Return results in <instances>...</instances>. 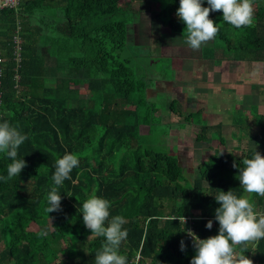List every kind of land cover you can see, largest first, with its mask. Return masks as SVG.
<instances>
[{"label":"trees","instance_id":"trees-1","mask_svg":"<svg viewBox=\"0 0 264 264\" xmlns=\"http://www.w3.org/2000/svg\"><path fill=\"white\" fill-rule=\"evenodd\" d=\"M158 1L160 28L187 35L176 15L180 0ZM202 4L208 7L207 0ZM253 7V25L241 29L224 22L222 11L210 12L220 59L264 60V0H253ZM134 15L130 0H19L16 10H0V122L8 120L27 136L17 157L26 167L18 177L0 180V264H95L104 238L91 235L82 213L93 195L111 202L110 218L127 221L119 254L128 261L139 252L140 264H191L196 249L188 229L200 239L217 235L215 196L247 194L238 179L242 161L255 151L264 156V113L256 108L250 112L261 128L258 136L242 128V136L254 140L251 146L239 153L209 148L189 180L174 155L144 140L140 127L153 128L157 108L148 92L153 79L121 57ZM83 85L90 96L85 100L79 96ZM176 100L168 111L188 122L189 114L173 108ZM195 139L224 144L221 124L202 125ZM66 153L77 155L79 166L57 189L61 209L48 214L55 163ZM10 163L0 153V176ZM251 200L256 211L264 205L255 193ZM30 224L48 227L47 235ZM244 255L264 264V238L249 242Z\"/></svg>","mask_w":264,"mask_h":264},{"label":"clouds","instance_id":"clouds-1","mask_svg":"<svg viewBox=\"0 0 264 264\" xmlns=\"http://www.w3.org/2000/svg\"><path fill=\"white\" fill-rule=\"evenodd\" d=\"M207 4L208 7H204L202 0H180L177 9L176 15L186 25L185 43L193 50H199L212 41L219 31L217 24L209 18L210 12L222 11L223 21L236 29L250 27L254 23L253 0H207ZM26 139V134H22L8 120L0 122V153L11 160L7 165V175L0 176V180L7 182L18 177L26 167V161L17 158L18 149ZM242 163L244 167L239 170L238 179L243 191L249 195L237 197L229 190L220 191L215 196L220 204L215 210L219 233L200 239L188 232L196 249L191 264H252L244 253L249 242L264 238V213L257 212L251 200L253 193L264 197V156L255 151L252 158H246ZM78 166L79 158L72 153L56 160L52 176L54 186L47 196L48 214L61 209L62 197L57 189L63 186L65 180L71 179L70 173ZM233 167L237 165L234 163ZM110 206L109 200L95 195L82 206L86 228L91 230V235L104 238L102 248L95 254V264H129L127 257L119 254L120 245L128 236L127 229L123 227L127 221L120 215L110 218ZM212 226L213 222L209 220L206 227L211 229ZM42 234L47 235V232ZM238 245L242 246L239 253L236 251ZM184 248L185 244L181 241V250Z\"/></svg>","mask_w":264,"mask_h":264},{"label":"rangeland","instance_id":"rangeland-1","mask_svg":"<svg viewBox=\"0 0 264 264\" xmlns=\"http://www.w3.org/2000/svg\"><path fill=\"white\" fill-rule=\"evenodd\" d=\"M130 3L135 11V19L133 23L126 26L127 43L126 48L121 52V57L129 60L130 65L136 68L138 64V75L147 74L153 79L152 88L148 92L153 93L150 99L157 104L153 128L145 125L140 127V133L144 140L147 143H153L158 151L174 155L179 165L184 169V175L188 180L197 177V165L210 151L209 148L216 146L222 152L239 153L241 149L251 146L250 141H237L236 138L229 140V135L228 143L229 141L238 142L237 147L232 148L231 143V146H228L216 141L210 144L205 143L203 146L197 145L198 141L191 135L195 134L194 127L183 134L185 122L180 121L177 115L170 113L167 104L171 98L176 97L177 100L173 104V108L183 115H188L194 110V102L186 95H179V91L176 89L180 83L175 85L170 81L177 79L176 75H173L174 70L183 69L188 74L189 68H195L197 65L195 56L199 52L191 49L185 43L187 35L170 33L160 28L159 23L154 19L155 13L161 7L160 1L130 0ZM211 42L209 41L208 44ZM193 57L194 59H192ZM186 58L187 60H185ZM170 72L171 74H169ZM79 96L84 100L90 97L85 85L82 86ZM29 228L32 230L40 228L43 232L48 231L46 226L30 224ZM61 244L65 247L64 241ZM60 254H63V251Z\"/></svg>","mask_w":264,"mask_h":264},{"label":"crops","instance_id":"crops-1","mask_svg":"<svg viewBox=\"0 0 264 264\" xmlns=\"http://www.w3.org/2000/svg\"><path fill=\"white\" fill-rule=\"evenodd\" d=\"M207 49L214 52L210 54ZM198 52L196 67L189 68L188 74L183 69L174 70L173 75L177 79L170 81L175 85L180 83L177 86L179 90L176 89L179 95H186L195 103L188 122L179 117L185 122L183 134L194 127L195 134L191 135L195 137L202 125L221 124L224 144H232V148L238 146V142L228 143V135L229 140L236 138L252 144L253 139L242 136V128L249 131L251 138L261 131L250 110L256 108L257 114L264 113V60L220 59V53L213 48L212 42L202 45ZM205 143L198 141L197 145Z\"/></svg>","mask_w":264,"mask_h":264},{"label":"built area","instance_id":"built-area-1","mask_svg":"<svg viewBox=\"0 0 264 264\" xmlns=\"http://www.w3.org/2000/svg\"><path fill=\"white\" fill-rule=\"evenodd\" d=\"M19 4V0H0V10L1 9H17V6ZM19 29V26L17 25L16 27V32L13 35V43H14V55H15V60L16 62H18L19 60V51H20V38L17 34V31ZM1 61V58H0ZM257 212H261L264 213V205L257 211ZM191 231L192 229H188V232ZM189 237H191L189 235ZM140 259H141V255L139 252H137L135 254V256H133L129 263L130 264H140Z\"/></svg>","mask_w":264,"mask_h":264}]
</instances>
